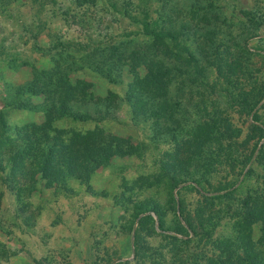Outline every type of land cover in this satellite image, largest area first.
Returning a JSON list of instances; mask_svg holds the SVG:
<instances>
[{"label": "rangeland", "instance_id": "1", "mask_svg": "<svg viewBox=\"0 0 264 264\" xmlns=\"http://www.w3.org/2000/svg\"><path fill=\"white\" fill-rule=\"evenodd\" d=\"M95 1L77 4L76 0H0V264H203L205 253L209 258L217 257L212 246L222 237L232 236V220L243 213L238 203L240 187L232 198L222 196L214 199L216 203L211 199L216 192L223 194L224 188L239 177L241 185L260 186L264 174V160L258 158V153L254 172L240 176L248 167L247 158L255 144L264 150V132L256 127L258 122L245 108L236 104L228 107L220 92L218 95L202 86L191 94L194 104L199 102L201 108L206 106L208 110L212 109L210 101H216L214 108L224 110L237 128L229 137L224 126H216L223 141L210 144L206 161L191 162L188 155L169 163L168 157L162 156L171 150V145L164 140L154 142L152 121L138 118L139 111H135V107L140 109L144 104H121L116 110L117 119L102 123L113 133L114 140L122 142L121 147L134 149L132 154L104 159L88 181L68 175L65 181L46 187L38 174L27 171L24 162L26 168L15 175L14 188L4 182L12 171H17L11 170L8 154L28 145L18 140L17 132L28 124L49 119L47 113L31 108L42 101L41 95L17 94L21 87L34 88L33 67L47 69L52 66L53 57L74 61L83 69L74 77L93 85L94 94L101 97L110 91L115 97H122L133 79L128 59L118 62L123 66V77L112 84L85 67L80 62L82 53L76 48L61 52L52 50L53 44L65 41L85 46L90 39L108 44L122 33L138 29V23L125 14L141 19L146 11L150 28L170 31L163 9L167 14L180 8L187 10L181 0ZM110 1L116 3V9ZM214 2L222 12L221 21L231 26L223 25L219 38L221 47L226 45L234 55L230 63L235 67L230 74L224 64L200 62L201 77L214 89H264V0ZM191 38L195 45L197 38L201 41L195 35ZM176 40L191 49L192 44L183 37L177 35ZM111 58L115 62V56ZM180 59L179 66L187 65L186 58ZM145 73L144 66H138L137 77L142 79ZM22 105L30 107L20 108ZM252 112L258 114V121H264V97ZM54 125L68 130L93 126L91 122L68 118L55 120ZM186 133L181 131L179 137L184 139ZM230 139L235 143L227 147ZM163 162L173 166L175 187L159 167ZM145 202L155 206L160 214H154L153 221L140 220ZM200 211L199 229L209 228L210 221L216 223L207 231L213 238L200 242L195 239L190 246L178 244L185 231L178 233L175 227L186 219L198 223ZM252 233L253 239L258 240V227ZM201 252L204 254L200 257Z\"/></svg>", "mask_w": 264, "mask_h": 264}, {"label": "trees", "instance_id": "2", "mask_svg": "<svg viewBox=\"0 0 264 264\" xmlns=\"http://www.w3.org/2000/svg\"><path fill=\"white\" fill-rule=\"evenodd\" d=\"M181 2L185 4L186 11L181 8L179 11H172L168 14L165 13V9L162 11L163 17H166L168 21L170 31L150 28L147 20L149 13L146 11L141 19L125 14L138 23V29L124 32L108 44L90 39V43L85 46H74L65 41L52 45V50L61 52H69L76 48L79 53H82L80 62H84L85 67L106 78L112 84L119 83L123 77V66L118 62L128 59L132 63L130 72L133 74V79L131 83H128V89L122 97H115L111 91L101 97L94 94L93 85L82 78L74 77V73L83 70L82 66H75L74 61H58L56 57H53L54 59H51L53 64L49 68L36 69L33 67L32 86L34 88L21 87L22 89H18L17 94L21 96L29 92L32 95H41L42 101L31 108L47 113L49 119L41 124H28L22 131L17 132L18 140L26 141L28 145L18 150L15 149L14 153L7 156L9 157L7 162H11V170L17 169V171H12L10 177L4 179L10 188L13 189L15 186L14 179L17 172L20 169L25 170L24 162H27V171L32 175L38 174L46 187H52L55 186L54 184L65 181L68 175L74 176L79 181H88L92 172L104 159L112 155L132 154L134 149L121 147L122 142L114 140L113 133L107 130L102 123L117 119L116 110L121 104L131 106L132 104H144L140 109L135 107V111H139L138 118L146 117L148 121H152L151 126L155 132L154 142L160 143L164 140L163 142L171 145V150H166L162 156L163 158L168 157L169 163L173 164L175 161L183 160L182 158L188 155L191 162H194L193 159L197 163L201 160L206 161L211 152L210 144L214 141H223V136L218 134L216 126H224L229 137L237 128L233 127V123L228 114L223 112L224 110L214 108L217 105L216 101H210L212 109L209 110L206 106L201 108L199 102L193 103L192 92L202 86L208 88L205 89L206 91L218 95L220 92L225 95V104L228 107L236 104L245 108L247 113L252 115L253 120L258 122L256 127L264 132V121H258V114L252 112L258 100L264 97V89H250V91L214 89L212 84L201 77L200 62L209 65L219 63L220 66L224 64L228 67L230 74L234 71L235 65L230 63L234 55L226 45L221 47L220 29L223 25L227 28L231 26L226 21H221L222 12L219 5H215L214 0L206 2L181 0ZM76 3L94 4L96 1L76 0ZM110 6L116 9L115 2L110 1ZM177 35L189 41L192 44L191 49L180 46L176 40ZM193 35L201 38L200 42L198 38L196 39V45L191 38ZM131 46L134 47L131 48ZM108 55H114L115 62ZM182 56L186 58L187 65L185 66L178 65ZM140 65L146 70L142 79L136 75V70ZM218 71L219 74L222 73L220 69ZM22 106L20 108L30 107ZM62 118L80 123L91 122L93 126L87 129L70 128L69 130L55 126L54 121ZM191 123L193 126L190 125ZM184 130L188 135L182 139L179 134ZM234 143L230 139L225 145L232 147ZM183 146L187 149L183 150ZM255 154H258L260 160H264V150L256 147L255 144L247 158L248 167L240 176L242 174L249 176L254 172ZM159 167L175 187L173 166L163 162ZM262 171L264 172V169ZM190 176L188 175L187 178L190 179ZM260 178V186L253 188L241 185L239 177L224 188L223 194L216 192L215 198L211 199L215 202L214 199L219 200L222 196L232 198L233 192L240 187L242 197L241 195L238 197V203L243 213L236 214L232 220V236H226L224 239L222 237L212 246L216 251V258H209L204 252L199 253L200 257L204 254L203 264H264V174ZM192 181L199 182L195 179ZM156 209L155 206L145 202L141 208L143 216L140 220L153 221L154 214L159 217L160 214ZM201 214L202 211L199 212L197 220ZM184 221V223L179 222L175 227L178 233L182 234L185 231V237L178 240V244L187 243L190 246L195 239L196 242H200L203 239L213 238L212 234L207 231L216 224L214 221H210L207 225L209 228L204 229H199L201 219L198 223L187 219ZM254 227H258L260 231L258 240L253 239ZM136 236L138 238L137 234Z\"/></svg>", "mask_w": 264, "mask_h": 264}]
</instances>
